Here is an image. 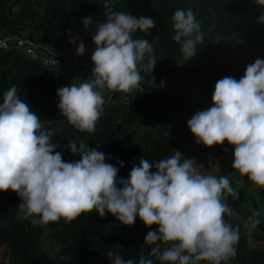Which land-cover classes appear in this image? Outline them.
<instances>
[{
	"label": "clouds",
	"instance_id": "clouds-1",
	"mask_svg": "<svg viewBox=\"0 0 264 264\" xmlns=\"http://www.w3.org/2000/svg\"><path fill=\"white\" fill-rule=\"evenodd\" d=\"M103 5L106 19L94 29L91 39V79L57 90L60 114L80 132L93 133L103 114L105 90L131 92L140 86L141 71L153 73L157 59L153 44L133 38L139 31L155 27L153 18L134 16ZM264 5V0H256ZM181 54L193 57L204 40L192 9H177L172 17ZM257 22L264 24V13ZM85 31L93 25L91 16L82 19ZM69 42L76 45L79 35ZM78 43L76 54H85ZM148 57L145 63V57ZM182 64V63H180ZM152 79V78H151ZM152 82L153 79H152ZM195 143L205 147L226 141L234 148L232 168L264 188V60L246 66L240 79L225 76L215 83L212 106L197 111L187 121ZM56 129L45 127L38 114L17 95L12 86L0 103V192L11 190L20 198L18 216L33 226L64 219L71 222L93 209L104 217L111 213L121 224L131 226L137 216L146 227L157 225L145 236L152 246L149 255L125 260L112 251L110 264H227L237 255L239 227L225 220L232 210L226 196L239 199L227 176L205 174L194 159L179 151L158 161L143 156L133 164L128 177L118 178L119 169L106 163V154L86 143L69 141L67 149L78 160L66 162L59 145L52 143ZM121 167L123 162L118 161ZM155 171H152V169ZM260 211L247 217L251 231L259 223ZM251 244V240L248 241Z\"/></svg>",
	"mask_w": 264,
	"mask_h": 264
},
{
	"label": "trees",
	"instance_id": "trees-1",
	"mask_svg": "<svg viewBox=\"0 0 264 264\" xmlns=\"http://www.w3.org/2000/svg\"><path fill=\"white\" fill-rule=\"evenodd\" d=\"M104 3L105 0H0V36L26 34L43 45L61 47L78 62L81 58H76L80 57L76 48L80 41L89 46L90 54L95 48L91 36L106 19ZM110 6L117 12L155 21V27L148 33L137 31L133 37L147 39L149 43L158 38L153 44L157 59L153 73L141 71L143 92L105 90L103 114L95 132H80L61 116L56 95L61 87L87 80L85 77L76 80L80 66L65 58L63 68L51 74L52 68L25 57L11 45L0 48V103L4 93L16 86L17 95L39 115L43 126L57 130L51 142L59 145L55 151L61 152L64 161L79 159L67 149L70 140L83 141L89 148L98 145L97 150L110 157L105 162L119 169L118 178L126 179L142 156L152 163L173 155L176 150L198 163L206 147L195 143L187 127V121L195 114L194 103L197 99L212 101L219 79L231 76L238 80L247 65L257 58L264 60V24L257 22L264 13V5L256 0H112ZM177 9H192L204 35L195 55L188 60L173 39L172 17ZM88 16L93 18V25L85 31L82 19ZM69 31L71 37L79 35L76 45L69 42ZM226 37L249 48L244 59L221 56L218 44L229 42ZM147 59L146 56L145 63ZM214 147L219 151L215 176H227L239 194L237 200L226 196L225 203L244 222L256 211L262 214L259 225L250 235L232 216H225L241 232L237 255L227 264H264V208L245 196L246 189H236L233 174L239 172L232 168L234 148L226 141ZM118 161L123 162V167ZM242 179L252 184L246 176ZM256 194L264 206V188L257 187ZM20 202L15 192H0V248L6 254V264H110L109 251L125 260H138L140 255L147 257L151 251L152 246L145 244V236L149 231L158 230L157 225L146 227L138 216L133 225L127 226L111 213L101 217L95 209L71 222L61 219L33 226L30 220L19 218ZM44 235L51 245L50 262V251L41 245Z\"/></svg>",
	"mask_w": 264,
	"mask_h": 264
},
{
	"label": "rangeland",
	"instance_id": "rangeland-1",
	"mask_svg": "<svg viewBox=\"0 0 264 264\" xmlns=\"http://www.w3.org/2000/svg\"><path fill=\"white\" fill-rule=\"evenodd\" d=\"M226 39L229 42H221L218 44L220 51H221V56L223 58H227V59H244V57L249 53V48L246 47L244 44H242L239 41L236 40H231V37H226ZM90 52V51H89ZM65 64V60H62V65ZM62 65H58L56 68H52L51 69V74H56V72L59 69H62ZM72 66V65H71ZM77 74V73H76ZM88 80V78H86ZM76 80H78V75ZM209 105H212V101L209 102H205L202 101L200 99H197L194 103V113H196L197 111H202L205 110L207 108H209ZM203 154L204 156H202L199 160V162L197 163V165H202L204 168H200L199 170L201 172H204L205 174H212L215 175L216 170L218 168V156H219V151L217 150L216 147H206L203 150ZM233 179L236 181V189L239 188H244L245 190V196L247 198H249L251 201L253 202H257L259 204V206H261L262 208H264V206H262L258 200V196L256 194V190L258 186H255L253 184H247L243 181L242 176L239 173H234L233 174ZM225 202V200H224ZM232 210V217L236 220V222L240 223L241 228L244 232H248V229L245 228V222L242 220V218L239 216V214L231 207L229 206ZM46 234V233H44ZM41 245L43 246L44 249H46L49 252V259L48 262H50L53 258V254H52V250L51 245L49 243V240L47 239V236L44 235L42 237V241H41ZM2 247L0 248V264H6V254H2Z\"/></svg>",
	"mask_w": 264,
	"mask_h": 264
},
{
	"label": "built area",
	"instance_id": "built-area-1",
	"mask_svg": "<svg viewBox=\"0 0 264 264\" xmlns=\"http://www.w3.org/2000/svg\"><path fill=\"white\" fill-rule=\"evenodd\" d=\"M11 45L18 48L25 57L31 60H37L47 68H56L59 64H62V60H65V58H68V60L71 59L73 64L80 66L78 77L91 79V69L94 65L91 61L92 54L90 53H85L83 56L76 57L81 58V60L77 62L75 61V57L68 55L61 47L57 45H43L28 37L26 34L18 35L11 33L0 36V48L7 49ZM141 92H143V89L140 84L139 87L134 88L129 93L137 94Z\"/></svg>",
	"mask_w": 264,
	"mask_h": 264
},
{
	"label": "crops",
	"instance_id": "crops-1",
	"mask_svg": "<svg viewBox=\"0 0 264 264\" xmlns=\"http://www.w3.org/2000/svg\"><path fill=\"white\" fill-rule=\"evenodd\" d=\"M85 49H86L85 53H90V52H89L90 49H89V46H88V45H85ZM61 65H62V64H61Z\"/></svg>",
	"mask_w": 264,
	"mask_h": 264
}]
</instances>
